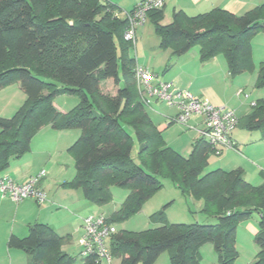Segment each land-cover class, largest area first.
Wrapping results in <instances>:
<instances>
[{"label": "trees", "instance_id": "1", "mask_svg": "<svg viewBox=\"0 0 264 264\" xmlns=\"http://www.w3.org/2000/svg\"><path fill=\"white\" fill-rule=\"evenodd\" d=\"M162 10L148 15L160 49L179 57L198 46L201 63L222 56L231 78L254 67L250 39L264 34V3L242 15L217 8L193 17L173 12L168 25L160 24ZM120 14L108 0H0V90L18 84L26 97L10 118L0 117V176L13 159L30 152L41 129L77 131L67 150L75 175L66 185L96 205L110 202V186L130 190L110 223L137 214L162 187V177L182 194L204 199V212L217 214L216 225L167 224L163 210L153 217L160 227L116 232L108 246L120 264H155L165 252L170 264H201L198 253L206 244L212 245L217 264H233L236 224L253 212L260 216L254 264H264V182L252 186L240 168L204 174L208 158L221 152L205 138L193 142L187 157L164 143L138 94L132 44L123 39L127 23ZM105 85L109 92L102 90ZM255 87L264 88V62ZM64 95L79 99L67 113L54 105ZM236 128L264 135V99L238 118ZM260 176L264 181V173ZM66 239L34 223L24 238L11 235L7 248L25 253L28 264H100L93 254L81 259L63 252Z\"/></svg>", "mask_w": 264, "mask_h": 264}, {"label": "rangeland", "instance_id": "2", "mask_svg": "<svg viewBox=\"0 0 264 264\" xmlns=\"http://www.w3.org/2000/svg\"><path fill=\"white\" fill-rule=\"evenodd\" d=\"M166 19L168 22L165 20L162 25H166L171 22L169 16H166ZM135 35L136 40L134 46L132 45V48L129 50V55L133 57L135 61H139L140 63L148 65L150 71L160 75V69H164L165 64L168 61V55L171 54L172 51L159 48L160 40L155 33L154 24L151 22H147L144 26L138 27L136 29ZM250 45L251 58L254 67L246 73L235 76L234 78H231L229 74H226L222 77V74L220 73L217 75L212 74L211 76H208L209 73L205 75V69L207 68L202 69L203 71L199 72L198 70L200 69H195L192 66L189 67L186 72L182 65H179L178 68L169 71L168 75L172 77L179 76V81L181 83L186 79V76L192 77L195 75H201L204 77V80L201 81L207 82V85L209 86L214 85L219 96L223 98V103L226 107L235 111H237L236 109H239V106L249 108V104L251 102L264 99V88L257 89L255 87L259 64L264 62V34L259 33L254 37H251ZM196 50H199L198 46L192 48V52ZM220 58L223 57L221 56ZM160 76L162 77L163 74ZM173 85L174 87L180 89L174 83ZM108 86L109 85H105L102 90L104 92H109L110 86ZM17 90V87L13 86L6 93H0V117H2L1 115H6L8 118H10L16 112V110L25 103L26 97L21 91H19V97L15 95ZM1 98L4 100H1ZM78 102L79 99L76 96L64 95L57 96L54 99V104L58 107V109L63 110L66 113L76 107ZM8 104L11 106H8ZM156 106L157 111H159L163 117L168 115L170 118L174 115V110L167 108L164 104L157 103ZM252 106L253 104H251V108ZM163 117H160L159 120H155V122L160 124L164 123L165 126H167L161 134L164 143L174 151L181 154L183 157H187L190 153L191 145L197 138H199L197 130H195L193 126L189 125V122L192 120V118L187 122L186 125H180L176 123H169V120L164 119ZM60 132L58 133L57 131H54L49 126L45 127L32 139L30 151L32 152L31 154H33L34 161L37 163V168H45L42 169V174L39 170L36 175L41 174V177L44 178V185L47 187L45 194L49 200L53 195L57 197L63 196L65 199H70L69 196L71 195L72 199L73 196L77 194L80 197V202H74V206H72L71 210H65L64 206H53L52 208L48 207L50 211L55 212V214L49 216L51 217L52 221L58 225L59 231H69L73 233L71 239L72 242L70 245L64 247V252L70 256H77L81 251L79 242L83 236L82 227H78L79 219H84L89 215L99 214H103L108 218L114 216L121 209L123 203L130 194V190L125 187L110 186L111 200L110 202L102 205H96L88 202L84 197L81 196L82 193L80 191H78V193L74 190L73 193H70L71 195H69V191H62V187L66 188V190L70 189L65 183L72 181L75 175L73 167L74 161L71 155L68 154L67 150L69 146L75 141L76 134L68 130H63ZM261 134L262 133L260 131L250 132L240 128H237L233 131V136L239 142V144L242 143L241 145L243 146L255 141L262 142L258 145V147H256L258 157L255 155L254 151L251 156H244V160H238L237 164L241 165L245 171L246 177H244L246 181L252 186L256 187L262 185L264 182L263 178L259 175L260 172L264 173V139ZM233 150H236V147ZM137 151L138 142L134 137L132 152L133 158L136 157ZM231 161L232 160L229 158V156H227V154H223L222 158L211 155L208 158V166L204 170V174L215 171L219 168L227 170L233 169L232 167H234V164L231 163ZM159 180L162 184V187L154 192L152 197L144 203L142 209L137 214L124 221H115V223H113L117 232H141L160 227L162 224L158 223L153 217L163 210L167 224H217V214H208L204 212V199H197L191 194H182L181 190L178 189L169 179L162 177ZM25 200L35 203V201L32 199ZM218 208L219 210L221 209L220 204ZM2 215L8 214H3V212H0V224L3 227H13L15 232L19 233V235H22L19 237H24L27 235V230H25L19 218H17L16 222V218L13 216L2 217ZM259 219L260 216L256 212H253L249 219L236 224L235 247L237 258L233 264L255 263L258 248L254 242V235L258 227ZM198 258L201 264H217V255L210 244H206L200 248ZM77 259V263H79V257ZM0 264H28V258L26 257L25 253L20 250L7 249L6 242H3L0 245ZM101 264L107 263L102 261ZM111 264H120V260L118 258L112 257ZM155 264H170L169 252H165L160 255Z\"/></svg>", "mask_w": 264, "mask_h": 264}, {"label": "crops", "instance_id": "3", "mask_svg": "<svg viewBox=\"0 0 264 264\" xmlns=\"http://www.w3.org/2000/svg\"><path fill=\"white\" fill-rule=\"evenodd\" d=\"M108 1H110L116 8H118V10L121 11V14L119 16L121 19H124L123 17L125 15V13L131 12L134 9V7L136 6V4L138 3V0H108ZM262 3H264V0H168L165 4L163 10H162L163 19H162L160 24L162 25V23L165 20H166V22H168L166 19V16H169L170 20L172 21L173 12H180L181 11L185 15H187L188 17H193V16H196L199 14L207 13V12L217 8V9L228 11V12L235 14V15H242L245 12H248V11L254 9L255 7H258ZM147 22L152 23V21H150V19H148ZM170 23H168V24H170ZM168 24H166V25H168ZM220 57H216L212 60H209L206 63H201L200 59H199V50L192 52V49H191L189 52H187L186 54L179 56V57H176L171 53L168 55V61L165 64L164 69H160L161 74H163L162 77L160 76L161 74L158 75V74H155L154 72L150 71L148 65H145L144 63H140L139 61L138 62L135 61V62H136L137 66H141L143 68H146L150 72L154 73L157 76L158 82H170V83L173 82L180 89L188 90L195 97H197L201 100H205L214 106H220V105L225 106L223 103V98L219 96L218 91L214 87V85L209 86V85H207V82L201 81V80H204V77H202L201 75H195L192 77L186 76V79L183 80L182 83L179 81L180 80L179 76L172 77V76L168 75L169 71H172V69L178 68L179 65H182L183 68L186 70V72H187L188 68L191 66L195 69H197V68L200 69V70H198L199 72H202L203 71L202 69L207 68V69H205V75H207L209 73L208 76H211L212 74L217 75L220 73V74H222V77H223L226 74H228L227 73L228 70H227V65H226L224 58H220ZM224 79H225V77H224ZM13 86L17 87L18 90L15 92V95L19 97L20 89H19L18 84H14V85H11L9 87H6V88L0 90V93L1 94L6 93ZM137 91H138V94L141 96V99L144 101V106L146 108L147 114L149 115L150 119L152 120V122L157 127V130L162 134V132L166 129L167 126H165L164 123L160 124L158 122L157 123L155 122V120H159L160 117H163L160 114V112L157 111L156 105H157V103H160V102H158L155 99L148 98L146 95H144L142 93V91L138 88V86H137ZM1 100H4V99L1 98ZM254 103L255 102H251L249 104V106H250L249 108L244 107V106H242V107L239 106V109H236L237 111L234 110L236 112L238 118L244 117L247 114H249L251 104L254 105ZM8 106H11V105L8 104ZM55 107L58 109V107L56 105H55ZM58 110L62 113H66L63 110H60V109H58ZM172 110H174V112H173L174 115L172 117L169 118L168 115H165L163 118L168 119V120L172 119L177 113V111L175 109H172ZM1 116L8 118L6 115H1ZM189 125L193 126V128L195 130H197L198 135H199V138H197V139L204 138L202 136L203 118L201 116L193 117L192 120L189 122ZM57 132L59 133L60 131H57ZM70 132H73L76 134V139H75V141H76L79 137V132H77V131H70ZM60 135H61V132H60ZM262 136L264 139V135H262ZM231 139L235 144L236 150H221L220 154L217 155V157L222 158L223 154H227V156H229V158L232 160L231 163L234 164V167H232L233 169H228V170L222 168V170L231 171V170H234L237 168H240L243 170L241 165H237L238 160L243 159L244 156H251L252 153H254V151H255V155L257 156L258 152H257L256 147H258V145L262 142L255 141V142H251V143L243 146V145H241L242 143L239 144V142L235 139V137L233 136V132L231 135ZM31 153L32 152L30 151V153H27L18 159H13L10 163V167L4 173H2L0 177L6 176V177H9L12 180L18 182V183H24L31 177L40 176L39 174L38 175H36V174L39 172V170L42 173V171H43L42 169L44 167H41L40 169L37 168L38 167L37 163H36V161H34L33 154H31ZM219 169H221V168H219ZM259 175H260V173H259ZM244 176H245V171H244ZM245 177H244V179H245ZM39 186H40V188L43 189L44 192L47 190V187H45V185H44V178H42V177H40V179H39ZM48 189H49V186H48ZM62 191H69V195H71L70 193L74 192V190H70V189L66 190V188H63V187H62ZM75 192H78V191H75ZM77 195L73 196V198H72L73 200L71 199L72 195L69 196L70 199H65V197H63V196L57 197V196L53 195L50 200L47 198V203L43 206H39L36 203H33L32 201H29V200H24L20 203H13V202H11V200L9 198L2 197V195H0V212H3V214H8V215H2V217L13 216L14 218H16V222H17V218H19L23 227L25 228V230H27V234H28V226L32 225L34 223H39V224H44V225L50 226L57 235H59L61 237H67L66 241L64 242V244L61 247L62 251L64 252V247H66L67 245H70V243L72 242L71 239H72L73 233L69 232V231H62V232L59 231L58 225H56V223H54V221H52L51 217L49 216V215L55 214V212L50 211L48 207L52 208L53 206H60V207L64 206L65 210H71L72 206H74V202L75 203L80 202V197H79V195L78 196ZM81 196L83 197V195H81ZM70 200H71V202H70ZM81 225H82V219L80 218L78 227H81ZM66 230H68V229H66ZM256 231H255V233H256ZM77 233H78V231H77ZM11 235L16 236L18 238H24L25 237V236L19 237L22 235H19V233L15 232L13 227L5 228V226L3 227L0 224V245L3 242H6V246H7L8 238Z\"/></svg>", "mask_w": 264, "mask_h": 264}, {"label": "built area", "instance_id": "4", "mask_svg": "<svg viewBox=\"0 0 264 264\" xmlns=\"http://www.w3.org/2000/svg\"><path fill=\"white\" fill-rule=\"evenodd\" d=\"M167 1L138 0L134 9L125 13L123 17L127 23L123 39L134 46L136 29L147 23L149 13L162 10ZM134 76L138 88L144 95L177 111L169 123L186 125L191 118L201 116L203 118L202 136L213 148L216 150H233L235 148L231 135L238 125V116L234 110L223 105L214 106L195 97L188 90L174 87L172 83L158 82L154 73L141 66L136 65ZM41 174L29 178L24 183H18L3 176L0 178V194L14 203L32 199L41 206L47 202L46 194L39 186ZM81 227L83 236L79 242L80 258L84 259L93 254L100 264L102 261L111 264L112 256L108 244L117 230L108 221V217L102 214L89 215L82 219Z\"/></svg>", "mask_w": 264, "mask_h": 264}]
</instances>
